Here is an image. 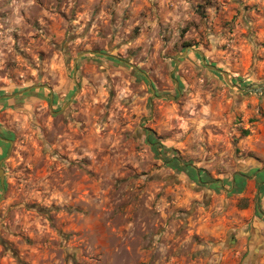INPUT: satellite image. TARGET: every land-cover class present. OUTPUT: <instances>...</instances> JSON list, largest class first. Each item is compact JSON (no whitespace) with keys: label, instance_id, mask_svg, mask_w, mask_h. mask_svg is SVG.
<instances>
[{"label":"rangeland","instance_id":"374dc122","mask_svg":"<svg viewBox=\"0 0 264 264\" xmlns=\"http://www.w3.org/2000/svg\"><path fill=\"white\" fill-rule=\"evenodd\" d=\"M263 84L264 0H0V264H217L187 221L264 165Z\"/></svg>","mask_w":264,"mask_h":264},{"label":"crops","instance_id":"0c3cea01","mask_svg":"<svg viewBox=\"0 0 264 264\" xmlns=\"http://www.w3.org/2000/svg\"><path fill=\"white\" fill-rule=\"evenodd\" d=\"M255 160L250 158L227 179L208 182L202 197L209 212L187 221L196 225L194 234L205 247L220 253L217 264L236 263L250 246L264 247V212L257 214L256 208L257 200L264 208V165ZM228 242L235 246L227 248Z\"/></svg>","mask_w":264,"mask_h":264},{"label":"water","instance_id":"95a60500","mask_svg":"<svg viewBox=\"0 0 264 264\" xmlns=\"http://www.w3.org/2000/svg\"><path fill=\"white\" fill-rule=\"evenodd\" d=\"M98 54H103V55H109V54H107V53H103V52H97ZM187 53V49L185 50V52H184V54H186ZM109 56H112V55H109ZM114 57H116L117 58V56H114ZM213 68H215L214 66H212ZM75 73H76V71H77V63L75 62ZM142 73H144V72H142ZM145 74V73H144ZM224 74L225 75H227V76H229V74L226 72V71H224ZM146 75V74H145ZM229 82V81H228ZM153 89V88H152ZM241 90V89H240ZM242 91V90H241ZM247 91V90H246ZM252 92H257V93H261V94H264V84L261 86V87H257V88H255V89H252L251 90ZM0 164H1V162H0ZM2 174H3V169L0 167V175H1V181H2V183H3V177H2Z\"/></svg>","mask_w":264,"mask_h":264}]
</instances>
